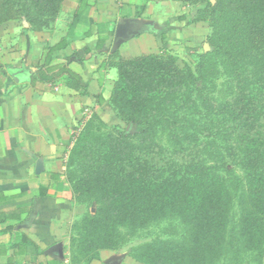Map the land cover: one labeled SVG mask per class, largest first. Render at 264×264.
Returning a JSON list of instances; mask_svg holds the SVG:
<instances>
[{
    "label": "crops",
    "instance_id": "0c3cea01",
    "mask_svg": "<svg viewBox=\"0 0 264 264\" xmlns=\"http://www.w3.org/2000/svg\"><path fill=\"white\" fill-rule=\"evenodd\" d=\"M192 18L179 0H63L41 31L23 20L0 25V264H70V228L82 215L64 176L72 128L93 114L116 124L113 64L186 55L210 32ZM122 23L129 32L119 40ZM45 47L55 50L39 67ZM88 264L140 263L105 250Z\"/></svg>",
    "mask_w": 264,
    "mask_h": 264
},
{
    "label": "trees",
    "instance_id": "16d2710c",
    "mask_svg": "<svg viewBox=\"0 0 264 264\" xmlns=\"http://www.w3.org/2000/svg\"><path fill=\"white\" fill-rule=\"evenodd\" d=\"M62 1L0 0V25L26 18L33 30L41 31L57 18ZM179 1L201 6L191 22L205 23L211 30L206 40L213 51L226 56L233 67L240 64L236 58L240 52L232 34L236 30L233 11L238 1ZM30 5L38 14L49 17L51 23L33 25L35 22L28 15ZM54 50L55 47L44 48L39 67L50 63ZM113 66L117 78L110 104L115 110L136 111L151 97L146 84L163 76L178 81L177 86L195 87L198 81V71L195 75L187 66L184 71L179 69L175 58L166 52L118 60ZM204 103L210 105L209 100ZM185 110L191 114L192 107ZM144 114H148V119L136 121L141 134L155 124L156 114L152 110L142 113L141 118ZM206 120L201 114L191 120L190 127H208ZM162 125L169 126L167 122ZM239 126L255 129L258 141L250 138L253 141L246 145L262 148L264 139L259 134L264 133V124L252 128L254 121L237 120L236 127ZM198 139L195 137L194 141ZM139 150L129 134L107 126L96 114L76 136L65 161L64 176L71 187L72 201L84 211L70 228V264H88L98 260L101 251L117 250L126 242L122 230H136L168 218L178 219L182 230L174 226L164 229L165 239L131 249L130 258L140 264H263L262 151L257 154L258 159L245 164L243 175L227 173L222 177L201 162L189 165L182 174L156 176L137 157ZM44 194V189H40L38 195Z\"/></svg>",
    "mask_w": 264,
    "mask_h": 264
},
{
    "label": "rangeland",
    "instance_id": "374dc122",
    "mask_svg": "<svg viewBox=\"0 0 264 264\" xmlns=\"http://www.w3.org/2000/svg\"><path fill=\"white\" fill-rule=\"evenodd\" d=\"M210 1L214 3L216 0ZM237 1L233 11L236 30L232 34L240 52L236 57L240 64L231 66L226 56L213 51L205 37L198 48H187L186 55L178 57L170 54L175 58V66L179 69L184 71L187 66L195 75L198 71L195 87L188 84L177 86L175 82L178 81L163 76L146 84V92L151 97L138 106L136 111L115 110L109 104L116 124L107 126L115 127L132 137V143L140 149L136 151L137 157L146 162L156 176L182 174L189 165L198 162L204 163L222 177L227 173L241 176L244 174L245 164L258 159L257 154L260 155L261 151V158L264 160V141L261 142L262 148H258L256 144L252 147L246 145L247 141H258L255 139L256 130L236 127L237 120L254 121L252 128L260 123L264 124V0ZM188 6L193 18L196 17L201 6ZM28 15L35 22L32 24L37 27L51 21L43 13L38 14L31 5ZM22 20L28 23V19ZM209 31L211 32L210 29ZM208 100L210 105L204 103ZM188 107H192L191 114L185 110ZM151 110L156 114L155 124L141 134L136 121L148 119L149 112L141 118L142 113ZM201 114L209 122L208 127L195 130L197 125L192 124V129L191 120L197 119ZM88 119L80 121L74 127L75 132L71 131L72 139L69 140L65 161L76 136ZM163 122H167L169 126L162 125ZM259 136L264 139V133ZM195 137L199 139L194 141ZM250 138L253 140H249ZM93 210L91 207V211ZM81 211L83 213V207ZM170 226L178 231L183 228L178 219L168 218L136 230H122L126 242L115 251L125 252L129 256L133 248L165 239L163 231Z\"/></svg>",
    "mask_w": 264,
    "mask_h": 264
},
{
    "label": "water",
    "instance_id": "95a60500",
    "mask_svg": "<svg viewBox=\"0 0 264 264\" xmlns=\"http://www.w3.org/2000/svg\"><path fill=\"white\" fill-rule=\"evenodd\" d=\"M129 32V25L128 23H122L117 26L115 37L119 40H124L127 38V33Z\"/></svg>",
    "mask_w": 264,
    "mask_h": 264
}]
</instances>
